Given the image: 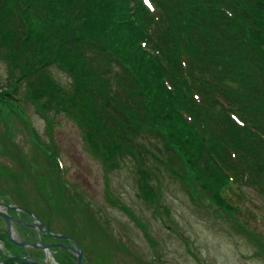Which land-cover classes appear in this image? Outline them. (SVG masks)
Masks as SVG:
<instances>
[{
    "label": "trees",
    "instance_id": "16d2710c",
    "mask_svg": "<svg viewBox=\"0 0 264 264\" xmlns=\"http://www.w3.org/2000/svg\"><path fill=\"white\" fill-rule=\"evenodd\" d=\"M0 56L4 98L24 86L41 114L79 115L105 157L137 161L141 188L152 135L182 163L162 124L218 205L233 209L229 179L264 195V0H0Z\"/></svg>",
    "mask_w": 264,
    "mask_h": 264
},
{
    "label": "rangeland",
    "instance_id": "374dc122",
    "mask_svg": "<svg viewBox=\"0 0 264 264\" xmlns=\"http://www.w3.org/2000/svg\"><path fill=\"white\" fill-rule=\"evenodd\" d=\"M6 67L0 56L1 86L8 82ZM46 68L56 83L70 88L64 69ZM157 128L151 134L159 132L175 151L183 163L175 170L185 179L166 165L164 142L152 135L151 143L161 149L145 142L149 181L141 188L137 161L128 155L105 157L79 115L67 109L41 114L24 86L12 99L0 94V203L21 208L0 210L25 222L23 228L11 222L13 239H39L51 253L12 245L0 216V256L76 264L74 252L61 247L74 246L73 241L31 227L36 219L53 234L73 238L82 251L81 264H264V195L229 179L218 195L233 209L221 207L214 192L194 177L169 130L162 124Z\"/></svg>",
    "mask_w": 264,
    "mask_h": 264
},
{
    "label": "water",
    "instance_id": "95a60500",
    "mask_svg": "<svg viewBox=\"0 0 264 264\" xmlns=\"http://www.w3.org/2000/svg\"><path fill=\"white\" fill-rule=\"evenodd\" d=\"M7 207H10V206L8 205ZM11 207H13L14 209H21L19 206H11ZM24 211H26L30 215H32V213L30 211H28V210H24ZM0 216L3 217L4 220H5V223H6L5 232H6L7 237L9 238V240H11L14 243H17L21 247L26 246V245H30L32 247H40V248L44 249L45 251H48V245L47 244H42L39 239H37L36 243H31V242L25 241V240H15V239H13V237L11 236V231H10V220L13 219V218L9 214H7V213H5L4 211H1V210H0ZM17 222L20 223L21 220L17 219ZM29 225L31 227L37 228L38 230H42L45 233H48V234H51V235H55L56 237L71 239L73 241L74 246H71V245H66V246L61 245V246L62 247H66L67 249L73 251L75 256H76V258H77L76 263L77 264H81V249H80L79 244L73 238H71L70 236H67V235L53 234V233L49 232L47 229H45L43 226H41L36 219L32 223H29ZM8 260H16V261H21V262H25V263L30 262L32 264H53L52 262L49 263L47 261H42V262H39L38 260L31 261V260H29L27 258L17 257V256L7 257L6 259L0 261V264H4Z\"/></svg>",
    "mask_w": 264,
    "mask_h": 264
},
{
    "label": "bare ground",
    "instance_id": "6f19581e",
    "mask_svg": "<svg viewBox=\"0 0 264 264\" xmlns=\"http://www.w3.org/2000/svg\"><path fill=\"white\" fill-rule=\"evenodd\" d=\"M256 238V237H255ZM256 240H257V238H256ZM45 253H46V255H48L49 256V251H45ZM24 258H27V259H29V260H31V261H33V260H37L36 258H30V257H27V256H24ZM12 261H15L16 263H24V264H32V263H30V262H27V263H25V262H21V261H16V260H12ZM43 261H47V260H43ZM39 262H42V261H39ZM47 262H49V261H47ZM50 263V262H49ZM60 263V262H59Z\"/></svg>",
    "mask_w": 264,
    "mask_h": 264
},
{
    "label": "flooded vegetation",
    "instance_id": "af4514ba",
    "mask_svg": "<svg viewBox=\"0 0 264 264\" xmlns=\"http://www.w3.org/2000/svg\"><path fill=\"white\" fill-rule=\"evenodd\" d=\"M12 205H13V204H10V207H9L11 213H13V210L11 209V206H12ZM11 217H12L13 219L10 220V223H11L12 221L17 222L15 217H13L12 215H11Z\"/></svg>",
    "mask_w": 264,
    "mask_h": 264
},
{
    "label": "snow or ice",
    "instance_id": "6c2138e0",
    "mask_svg": "<svg viewBox=\"0 0 264 264\" xmlns=\"http://www.w3.org/2000/svg\"><path fill=\"white\" fill-rule=\"evenodd\" d=\"M146 2H147V0H146Z\"/></svg>",
    "mask_w": 264,
    "mask_h": 264
}]
</instances>
